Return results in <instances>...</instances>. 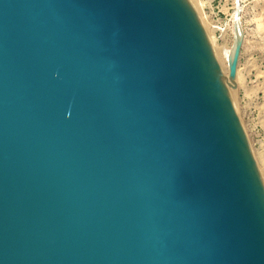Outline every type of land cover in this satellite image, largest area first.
<instances>
[{
    "label": "water",
    "instance_id": "obj_1",
    "mask_svg": "<svg viewBox=\"0 0 264 264\" xmlns=\"http://www.w3.org/2000/svg\"><path fill=\"white\" fill-rule=\"evenodd\" d=\"M188 0H0V264H264V186Z\"/></svg>",
    "mask_w": 264,
    "mask_h": 264
},
{
    "label": "rangeland",
    "instance_id": "obj_2",
    "mask_svg": "<svg viewBox=\"0 0 264 264\" xmlns=\"http://www.w3.org/2000/svg\"><path fill=\"white\" fill-rule=\"evenodd\" d=\"M190 3L214 55L215 48L231 51L237 26L241 31L236 80L229 86V95L264 186V0Z\"/></svg>",
    "mask_w": 264,
    "mask_h": 264
},
{
    "label": "bare ground",
    "instance_id": "obj_3",
    "mask_svg": "<svg viewBox=\"0 0 264 264\" xmlns=\"http://www.w3.org/2000/svg\"><path fill=\"white\" fill-rule=\"evenodd\" d=\"M188 1L190 2V0H188ZM207 42H208V44L210 46L208 38H207ZM212 46L214 47V45H212ZM210 48H211V46H210ZM223 49H224V47H223ZM211 51H212V55H213L217 65L219 66V70L221 72V75H222L223 79L226 81L227 80V75H228V60H229V58L231 56L232 49H231V51H227V50H221L219 48H215L214 49L215 55L213 53L212 48H211ZM232 83H234V82H232Z\"/></svg>",
    "mask_w": 264,
    "mask_h": 264
}]
</instances>
